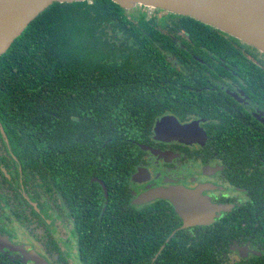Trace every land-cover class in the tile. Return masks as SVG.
<instances>
[{"label":"flooded vegetation","instance_id":"flooded-vegetation-1","mask_svg":"<svg viewBox=\"0 0 264 264\" xmlns=\"http://www.w3.org/2000/svg\"><path fill=\"white\" fill-rule=\"evenodd\" d=\"M130 12L145 18L142 31L161 34L156 43L178 65L161 81L180 97L154 103L151 122L128 134L130 149L120 159L116 152L112 166L101 163L102 146L81 150L72 164L64 157L72 177L66 182L58 146L50 147L46 164L36 153L27 161L21 148L32 135L0 120V264H154L169 243L177 246L169 250L187 252L201 238L208 264H245L263 254L247 233L261 216L252 190L264 186V52L174 13L144 6ZM68 106L67 118L87 120ZM50 115L58 118L54 109ZM164 117L193 123L196 141L159 135ZM59 124L68 133L52 136L67 139L69 126ZM177 187L209 203V224L184 226L172 201L150 197Z\"/></svg>","mask_w":264,"mask_h":264},{"label":"trees","instance_id":"trees-1","mask_svg":"<svg viewBox=\"0 0 264 264\" xmlns=\"http://www.w3.org/2000/svg\"><path fill=\"white\" fill-rule=\"evenodd\" d=\"M144 19L134 18L130 10L111 0L54 3L32 20L0 56V120L12 132L15 125L32 135L21 148L27 161L36 153L38 161L46 164L50 147L58 146L60 182H66L72 177H68L64 157H70L72 164V156L78 161L81 150L102 146L98 151L101 163L112 166L116 152L120 159L130 149L127 139L133 136L128 134L151 122L148 113L154 103L173 102V98L180 97L181 92L161 81L164 75L170 77L178 65L161 52L156 43L160 33L142 31ZM68 104L74 106L75 113L85 112L87 120L67 118L62 112H72ZM52 109L58 118L50 115ZM60 120L70 128V145L63 135L52 136L68 133ZM31 141L36 143V151ZM74 141L76 146H72ZM252 191L253 200L260 198L261 216L247 235L264 248V186L256 189L257 194ZM203 241L201 238L196 249L179 253L169 250L175 245L169 243L154 264H208L211 253ZM99 250L111 254L109 248ZM245 264H264V252Z\"/></svg>","mask_w":264,"mask_h":264},{"label":"water","instance_id":"water-1","mask_svg":"<svg viewBox=\"0 0 264 264\" xmlns=\"http://www.w3.org/2000/svg\"><path fill=\"white\" fill-rule=\"evenodd\" d=\"M86 0H0V56L24 31L28 24L54 3ZM124 10L144 6L193 18L220 29L264 52V0H111ZM174 122V123H173ZM194 125H180L174 118L164 117L156 132L166 140L194 142ZM172 201L187 225H207L211 219L209 203L198 193L181 187L159 189L150 197ZM190 223V224H189Z\"/></svg>","mask_w":264,"mask_h":264}]
</instances>
